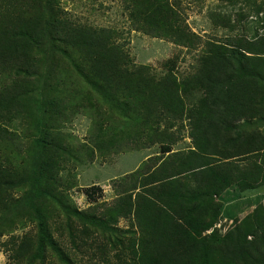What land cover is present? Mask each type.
<instances>
[{"label":"trees","instance_id":"trees-1","mask_svg":"<svg viewBox=\"0 0 264 264\" xmlns=\"http://www.w3.org/2000/svg\"><path fill=\"white\" fill-rule=\"evenodd\" d=\"M61 2L0 0V145L25 113L36 117L38 134L27 170L0 165V237L18 219L37 229L34 240L20 242L17 264H45L48 250L60 264H74L48 223L61 168L57 152L64 150L53 131L86 103L103 116L95 98L125 118L133 114L144 128L133 140L149 132L150 145L160 143L164 155L124 179L130 186L110 220L87 217L111 229L125 249L104 264H264V206L221 235L215 226L222 205L212 199L233 187L244 193L264 186V132L242 127L264 121V27L252 38L204 42L172 0H126L136 31L192 50L204 45L195 71L180 80L173 71L158 77L149 66H136L114 31L70 21ZM184 120L193 147L174 153L171 135L157 129ZM99 133L101 149L119 143L103 127ZM101 192L99 186L84 191L93 202ZM117 215L135 221L126 243L112 227Z\"/></svg>","mask_w":264,"mask_h":264},{"label":"rangeland","instance_id":"rangeland-1","mask_svg":"<svg viewBox=\"0 0 264 264\" xmlns=\"http://www.w3.org/2000/svg\"><path fill=\"white\" fill-rule=\"evenodd\" d=\"M125 1L62 0L61 8L70 21L114 31L115 43L127 50L136 66H149L158 77L169 71H173L180 80L191 75L204 45L192 50L169 39L154 38L136 31L125 10ZM172 1L178 5L177 9L190 30L204 42H226L229 37L239 34L252 38L263 33L264 0ZM77 84L79 88L82 86ZM94 102H99L103 116L97 115L96 109L86 103L78 112L69 114L70 118L53 131L62 138L64 150L56 151L60 155L61 168L54 174L55 181L51 186L57 198L47 203L48 223L53 237L74 264L115 262L122 251L125 256V249L119 246L111 229L107 228L105 232L100 223H92L87 217H96L98 221L110 220L117 214L114 208L126 196L130 186L123 185L124 179L146 162L154 164L151 160L164 157L160 143L150 145L149 132L133 140V135L144 129L143 123L133 114L130 119L125 118L120 110L103 104L102 100L95 98ZM34 110L38 114L37 109ZM27 114L9 127L13 136L8 135L4 146L0 145V165L27 170L32 163L38 134L36 117ZM99 126L103 127L109 140L115 134L119 143L101 149L98 146L102 140ZM242 127L264 132V121L245 123ZM157 132L171 135L174 153L186 152L193 147L187 120L174 125L162 122ZM93 186H99L103 191L96 202L84 193L85 189ZM212 199L222 205V216L215 231L224 235L233 228L234 221H241L259 205L264 206V186L244 193L233 187L221 197ZM134 223L133 217L117 215L112 227H115L120 240L126 243L129 232L136 230ZM36 235L34 223L18 219L16 226L0 237V264H17L15 257L20 242L24 237L34 240ZM45 264H60V261L54 252L48 250Z\"/></svg>","mask_w":264,"mask_h":264}]
</instances>
